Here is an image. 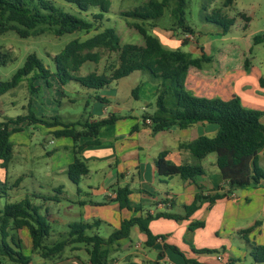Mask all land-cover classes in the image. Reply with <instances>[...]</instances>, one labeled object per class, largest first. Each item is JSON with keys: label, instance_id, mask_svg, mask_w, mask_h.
Masks as SVG:
<instances>
[{"label": "crops", "instance_id": "crops-1", "mask_svg": "<svg viewBox=\"0 0 264 264\" xmlns=\"http://www.w3.org/2000/svg\"><path fill=\"white\" fill-rule=\"evenodd\" d=\"M187 4L188 0L186 7ZM237 4L238 0H235L234 5ZM231 9L230 7L225 11L229 12ZM239 14L240 12L237 15ZM228 16L234 18L232 15ZM239 17L244 23L242 31L234 33L233 25L223 36L226 38L232 34L229 44L217 48L220 58L211 55L198 39V36L208 39L210 32L204 34V37L203 34L194 32L191 34L194 42L187 40L186 45H183L184 38L177 36L179 31L174 33L168 28H157L155 22L158 20L150 31L168 49H183L182 51L189 52L192 56L196 54V58L206 55L211 59L209 62H203L200 68L191 67L188 71L186 85L198 96L222 100L238 97L243 106L264 111V87L260 84V80L264 78V65L258 67L248 56L260 44L254 43V39L259 35L248 33L249 23ZM212 31V37L222 36L219 34L220 29L214 28ZM233 52L239 56L235 59L238 61L236 64L230 55ZM246 61L249 64L248 69L245 67ZM123 79L114 81L102 89L106 93L100 97L106 102L99 101L102 108L97 109L96 114L89 118L90 121H95L115 115L118 119L113 124L100 128L96 138L98 144H93L94 137H83L79 140V145L82 146L80 158L88 166L89 173L82 176L77 183L68 175V168L75 159L74 142L69 137L54 135L55 131L63 129L62 126L47 127L37 124L30 127L28 122H24L20 126L23 130L14 132L10 137L13 152L9 164L14 158L18 163L38 159L31 148V129L43 136L53 137L50 143L56 144L58 149L62 150L53 155L44 151L45 155L51 158L50 166L44 175L49 183L45 186L46 193L43 186L38 184L40 192L34 205L45 208L47 217L54 216L53 214L60 212V208L65 206L69 217H77L85 223L99 221L88 234L99 235V230L105 228L109 235L103 238H108L120 227L122 221L133 217H146L157 213L183 215L184 206L194 201L199 187L204 189L205 196L225 193L228 189L216 165V154H210L198 161L189 150L182 147L202 136L215 137L219 126L198 123L188 129L173 127L153 133L148 123L144 124L143 116L155 110L157 84L150 79L155 85L151 86L150 94L141 93V96L145 97V104L140 106V111H136V105L128 102V98L120 97L118 87ZM51 80L50 86L46 84L42 97L38 98L39 92L34 95L32 101V108L37 110V115L46 118L60 117L61 113L57 108L62 106V99L67 97L69 103H73L70 94L66 93L76 91V85L80 86L78 83L71 87L63 86L55 77ZM42 84L39 80L35 83L40 87V91ZM131 96L133 97L132 92ZM137 98L133 97L138 101ZM87 104L89 105V102H86V106ZM164 151L168 152L166 158L170 162L176 165H200L204 174L193 180H184L180 176H160L156 160ZM261 156H264V148L259 151L257 158L258 166L264 169V159L260 163ZM1 163L0 160V165ZM21 182L22 177L15 180L19 185ZM119 188L130 190L129 199L140 208L138 212L121 208L119 203L110 197V193ZM53 221L67 227L68 231L69 225L74 223L71 218ZM195 222H203L204 226L191 230L190 225ZM149 229L153 236L158 237L151 246L147 245V235L137 226L132 228L128 238L104 246L110 251L105 264H156L162 258L169 259L173 264H264V261L256 260L254 256V247H264V186L238 189L213 204L205 202L188 220L155 218L149 223ZM247 229H250V232L245 233ZM8 234L12 247L13 239L22 242V251L31 258L30 264H90L84 245L70 244L60 256L46 260L33 251L32 238L27 227L8 229ZM61 235L62 233H50L46 243L57 241ZM203 250L214 252H202ZM218 256L222 259L219 260ZM0 264L14 263L0 257Z\"/></svg>", "mask_w": 264, "mask_h": 264}, {"label": "trees", "instance_id": "trees-1", "mask_svg": "<svg viewBox=\"0 0 264 264\" xmlns=\"http://www.w3.org/2000/svg\"><path fill=\"white\" fill-rule=\"evenodd\" d=\"M74 5L85 18L62 12L49 0H38V7L31 8L24 0H0V16L6 21L0 24V34L9 31L15 32L21 38H29L42 34L44 30H53L55 36L72 34L76 32L88 36L84 40L71 41L58 55L54 56L55 71L33 53L13 75L11 80L0 82V95L15 89L24 80H28V89L36 95L40 87L35 82L44 79L50 86V79L55 77L65 86L69 82H76L89 90L99 91L111 85L114 81L126 78L136 72H147L150 79L157 84L155 110L144 114L143 122L148 124L153 133L169 130L173 127L188 129L198 123L216 124L219 131L215 137L202 136L191 143L182 145L198 160L201 161L210 154H216V165L220 170L228 187L225 193L203 195L204 189L198 188L194 201L184 206L183 215L170 213H157L146 217H133L122 221L120 227L114 230L108 238L97 234H88L99 221L92 223L79 222L69 225V231L61 235L57 241L47 244L46 240L51 233V225L46 218L40 215L35 207L26 198L4 207L0 216V257H5L14 264H30L31 258L23 253L20 240L13 239V247L8 241L9 230L27 227L33 243V251L43 259L50 260L60 256L70 244L84 245L87 248L90 264H105L110 251L104 246L128 238L133 227L148 237L147 245L151 246L158 238L153 236L149 223L155 218H170L188 220L203 203L213 204L218 199L228 196L238 189L248 187L258 188L264 186V169L257 164L259 151L264 148V113L248 109L243 106L238 97L230 100L207 99L191 95L185 89V80L191 67L200 68L203 62L211 59L206 55L194 58L191 53L182 50L166 48L159 38L150 34L145 28L147 22H155L163 17L165 10L171 7L173 18L172 31L181 29L184 33L194 34L190 26L185 25V7L187 0H149L143 7H138L125 15L141 20L133 28L142 36L143 44H122L121 38L114 28H104L105 15L110 12V0H66ZM235 0H224L222 9L213 10L211 15L205 17L206 22L218 26L220 35H225L235 23L225 11L234 5ZM240 16L250 22L245 14ZM155 25H153L154 27ZM186 39L183 45H186ZM262 42V36L254 39L255 44ZM101 51L115 53L118 56L117 65L111 67L109 73L89 72L82 75L81 69L86 63L98 64L102 59ZM7 54L0 53V63H6ZM249 68L248 61L245 63ZM264 87V78L260 80ZM137 86L132 95L137 98ZM100 102H106L96 97ZM88 106V104H87ZM28 113L16 118L0 121V160L3 168L7 169L12 158L13 145L10 137L14 132L23 130L20 126L24 122L29 125H44L47 127L62 126L63 129L54 132L55 136L69 137L74 142L75 159L68 168L70 179L77 183L82 176L89 173L88 166L81 160L82 146L79 140L83 137H94L93 144L100 128L113 124L118 117L110 115L107 118L95 121L85 120L65 124L61 117L38 116L28 105ZM147 124V123H146ZM167 151L162 152L157 160L156 167L160 176H180L184 180H193L204 174L200 165H176L167 160ZM116 201L121 208L138 212L140 208L131 203L128 188L117 189ZM203 222L190 225L191 230L202 228ZM250 232V229L244 231ZM64 237V238H62ZM202 252H214L203 250ZM256 260L264 261V247H254Z\"/></svg>", "mask_w": 264, "mask_h": 264}, {"label": "rangeland", "instance_id": "rangeland-1", "mask_svg": "<svg viewBox=\"0 0 264 264\" xmlns=\"http://www.w3.org/2000/svg\"><path fill=\"white\" fill-rule=\"evenodd\" d=\"M24 1L29 4L31 8L38 7V0ZM49 1H51L58 8V10L62 12L69 13L80 18H85V15L80 14L77 8L74 5L67 3L66 0ZM148 1L149 0H110V12L105 15V19L103 21L104 28H114L121 37L122 44H142V36L133 28V25L135 23H141V20L131 18L125 14L138 7L145 6ZM223 2L224 0H188L186 7L187 25L190 26L194 32L203 34V37L204 34L210 32L208 35V37H210L208 39H203L199 36L198 39L201 40V42L206 46V49H208V52H210L211 55L218 58H220L221 55L219 54L217 48H221L229 44L232 34H229L226 38L223 37L224 35L221 37H212V30L214 28H218V26L207 23L205 17L207 15H211L215 9H222ZM231 8L232 9L229 12H226L237 20H235L237 23H234V33L235 31H242V26L244 23L239 16L240 14H245L250 18L247 32L253 35L256 34L262 36V43H260L248 55L249 60L253 64L261 67V64L264 65V0H238L237 6L234 5ZM239 12L240 14L237 15ZM2 22L6 21H4L0 16V24ZM153 24L154 22L146 23L145 25V28L148 29L150 34H153L151 32L153 30ZM155 24L157 25V28H168L171 30L173 26L171 7L165 10L163 17L155 22ZM52 31L53 30L46 28L42 34L33 35L29 38H21L12 31H9L5 34H0V53L7 54L6 63H0V82L11 80L16 71L24 65L26 58L33 53L39 57L45 66H48L51 71L54 72L56 69L55 62L53 60L54 56L58 55L71 41L75 39L84 40L89 36H86L81 32L55 36ZM174 33H178L177 36H182L183 38L187 34L181 29L174 30ZM192 41L194 42V38ZM185 48L187 50L189 49L188 47ZM101 54L102 59L98 64L86 63L82 67L80 73L82 75H86L87 73L93 71L98 73H109L111 67L117 65L118 56L115 53H109L105 51H101ZM230 55L234 59L233 63L236 64L238 61L235 59L239 56H237L234 52L230 53ZM193 56L196 58V54H193ZM51 79L50 83L52 81ZM39 81L43 83V87L41 88V91H39L40 93L38 94V98L42 97V92L46 88V81L44 79H40ZM35 83H38V80ZM75 84L76 82H69L67 86L71 87L75 86ZM154 85L155 84L150 81V76L147 72H138L132 76L130 75V77H127L126 79H123L119 84L118 91L120 93V97L128 98V102H132L134 105H136L135 110L140 111V106L145 104V97H142L141 93L150 94V88ZM184 85L186 91L191 95L200 98H207L204 96H198L197 93L189 89L188 85H186V80ZM76 86V91L66 93L67 95L70 94V99L73 101V103H69V99L64 97L62 99V106L57 108V110H59L64 116L63 117L60 114L61 121H63L65 124H68L69 122H84L85 120H89L91 116L96 114L95 112L97 109L102 108V104L96 97L103 96L102 94L106 92H103L102 90L94 91L81 88L78 85ZM137 86H140L139 90L137 91V96L140 97L137 98L139 99L138 101L134 100L131 96L132 90H134ZM50 91L52 90H49V92ZM86 93H88V95H86ZM33 99L34 95L31 94L28 89V80L22 81L15 89L0 95V120L16 118L22 114L26 115L28 113L27 107L29 104L32 105ZM86 102H89L88 106H86ZM244 107L252 109L247 106ZM32 109L37 114V110L34 108ZM253 110L256 109L253 108ZM256 111L264 113V111ZM262 123L264 124V117L262 118ZM30 127H33V125ZM31 130V140L33 142L31 148L32 151L37 154L38 159L33 158L32 160L18 163L14 158L7 169L0 165V177H3L0 178V216L6 205L20 202L26 198H29L30 202L34 205L36 202L35 198L40 192L38 184L43 186L45 193L47 192V188L45 186L49 182L46 181L44 175L48 170V166H50L51 158L50 156L45 155L44 151H47L53 155L58 150L62 149H58L56 144L50 143L51 139L53 138L52 136H43L36 130ZM263 159L264 156H261L260 163ZM19 177H22L23 180L21 185H19V183H15V180ZM34 206L37 207V211L40 213V215L46 218L51 225V233H62V235H65L68 231L67 227H64L60 223L54 222V219L58 221L59 218H71V220L73 219L74 223L81 222L77 217H69L68 209H66L65 206L60 208V212L55 213L53 214L54 216L50 217H47V210L45 208L37 205ZM50 211L51 210L49 209L48 212ZM99 235L102 237H107L109 234L105 228H102L99 230Z\"/></svg>", "mask_w": 264, "mask_h": 264}, {"label": "built area", "instance_id": "built-area-1", "mask_svg": "<svg viewBox=\"0 0 264 264\" xmlns=\"http://www.w3.org/2000/svg\"><path fill=\"white\" fill-rule=\"evenodd\" d=\"M184 39H186V40H192L193 37H192L191 34H186L184 36ZM146 122L149 124L150 123V120H146ZM110 197H112L113 199H116L117 192H111L110 193ZM218 259L221 260L222 257L221 256H218ZM156 264H173V263L169 259H167V258H162Z\"/></svg>", "mask_w": 264, "mask_h": 264}]
</instances>
